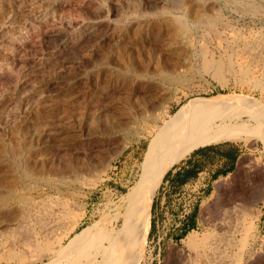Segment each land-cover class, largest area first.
<instances>
[{
  "label": "rangeland",
  "instance_id": "374dc122",
  "mask_svg": "<svg viewBox=\"0 0 264 264\" xmlns=\"http://www.w3.org/2000/svg\"><path fill=\"white\" fill-rule=\"evenodd\" d=\"M22 1L0 0V264H264L242 195L215 194L181 241L152 236L154 193L128 202L167 138L264 132V0H58L36 24L48 3ZM249 138L230 140L235 184L264 204V139Z\"/></svg>",
  "mask_w": 264,
  "mask_h": 264
},
{
  "label": "crops",
  "instance_id": "0c3cea01",
  "mask_svg": "<svg viewBox=\"0 0 264 264\" xmlns=\"http://www.w3.org/2000/svg\"><path fill=\"white\" fill-rule=\"evenodd\" d=\"M199 147L191 150L164 173L150 199L148 210L152 236L156 235L159 239L156 227L169 226L172 228L164 233L167 239L181 241L185 236H180L185 231L188 233L189 230L206 225L202 211L215 194L242 195V204L245 205L249 200L251 210L255 214L260 211L256 223L262 227V187L258 188V194L256 188H248L243 182L242 185L235 184L238 161L244 154L242 144L222 141ZM227 179L229 184L225 182Z\"/></svg>",
  "mask_w": 264,
  "mask_h": 264
},
{
  "label": "bare ground",
  "instance_id": "6f19581e",
  "mask_svg": "<svg viewBox=\"0 0 264 264\" xmlns=\"http://www.w3.org/2000/svg\"><path fill=\"white\" fill-rule=\"evenodd\" d=\"M23 1H25V0H23ZM44 1L48 3V5H47L48 7L46 9L41 8V9H43V11L40 10V12H35L33 9L32 10L29 9L30 14L25 19V22L27 24H36V23H39L40 21L47 19L50 16L49 14L52 12V10H55L57 8L56 5L58 3V0H44ZM27 2H29V1H27ZM30 2H31V0H30ZM47 3H44V4L46 5ZM40 5H43V1L41 2ZM27 6H28L27 3H26V5L24 3L23 6L19 5L17 8H24ZM30 7L33 8V6H30ZM44 7H46V6H44ZM17 8H15L16 9L15 11L13 10V11L7 13L8 16L6 19H7V23H9L8 24L9 27L11 25L10 28H12V26H16L15 21L18 19L17 15H19ZM27 9L28 8H26V10ZM20 12H21V10H20ZM20 14H22V13H20ZM8 31H6V32L8 33ZM6 32H3V33H6ZM6 34H4V35L2 34V36H5ZM4 38H2V39L4 40ZM2 39L0 40L1 46H2V42H1ZM33 86H34V84H33ZM38 87L40 88V86H38ZM19 105H22V104H19ZM16 107H18V106H16ZM16 107L14 109H16ZM22 107L23 106L20 107V110H23ZM11 108H13V107H11ZM18 110H19V108L16 109V111H18ZM126 132H130V130H126ZM249 137H254L256 139H264V132L258 128L230 129V130L224 131V130H220V129H217L214 127H207V128H196V129H192V130L182 131L178 135L171 136V137L167 138L157 149L154 150V152L150 155V157L143 164V172H142L141 176L139 177V180L137 181L135 187L133 188L131 196H130L129 201H128L129 203H131V205L134 204V206L137 203V205H136L137 207H135L134 209L132 208L133 210H130L129 213L135 212V209L137 210L140 206H142L146 202V200H148V197L152 193H154L155 188L158 187L164 173L173 164H175L180 159H182L187 153H189L194 148L202 146V145H208V144L218 143V142H222V141H230V140H238V139H242V140L247 141ZM135 201H137V202H135ZM130 207H132V206H130ZM226 225H228V224H226ZM200 243H201V241L197 240L196 238H189V247H191V248L198 247Z\"/></svg>",
  "mask_w": 264,
  "mask_h": 264
},
{
  "label": "trees",
  "instance_id": "16d2710c",
  "mask_svg": "<svg viewBox=\"0 0 264 264\" xmlns=\"http://www.w3.org/2000/svg\"><path fill=\"white\" fill-rule=\"evenodd\" d=\"M186 233H187V231H185L180 237H182V236H185L186 235Z\"/></svg>",
  "mask_w": 264,
  "mask_h": 264
}]
</instances>
